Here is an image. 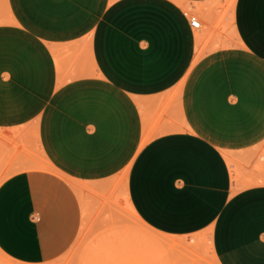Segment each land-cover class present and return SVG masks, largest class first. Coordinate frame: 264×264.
I'll list each match as a JSON object with an SVG mask.
<instances>
[{"label":"crops","instance_id":"obj_1","mask_svg":"<svg viewBox=\"0 0 264 264\" xmlns=\"http://www.w3.org/2000/svg\"><path fill=\"white\" fill-rule=\"evenodd\" d=\"M232 29L204 49L175 0H0V130L28 167L0 182V247L60 257L79 192L118 182L170 264H264V0Z\"/></svg>","mask_w":264,"mask_h":264},{"label":"rangeland","instance_id":"obj_2","mask_svg":"<svg viewBox=\"0 0 264 264\" xmlns=\"http://www.w3.org/2000/svg\"><path fill=\"white\" fill-rule=\"evenodd\" d=\"M175 2L188 15L200 19L202 24L196 35L202 48L213 49L223 42L221 36L231 35L234 0H212L202 6L195 4L193 9H188L186 3ZM203 31L204 38L200 35ZM13 136L9 130H0V182L16 171L28 169L12 165L15 159L25 157V149H16L22 146V136ZM122 189L115 182L108 189L86 186L79 192L82 224L73 244L60 257L47 262H28L10 256L0 247V264H170L168 250L153 245V236L120 198Z\"/></svg>","mask_w":264,"mask_h":264},{"label":"built area","instance_id":"obj_3","mask_svg":"<svg viewBox=\"0 0 264 264\" xmlns=\"http://www.w3.org/2000/svg\"><path fill=\"white\" fill-rule=\"evenodd\" d=\"M189 23H190V26L195 30H198L202 24L200 19L196 15H193V14L189 15Z\"/></svg>","mask_w":264,"mask_h":264},{"label":"bare ground","instance_id":"obj_4","mask_svg":"<svg viewBox=\"0 0 264 264\" xmlns=\"http://www.w3.org/2000/svg\"><path fill=\"white\" fill-rule=\"evenodd\" d=\"M166 2V1H165ZM166 4V3H165ZM169 4V3H168ZM172 6V5H171ZM188 9H189V7H187ZM176 9V8H175ZM180 18H182V17H180ZM182 20V19H181ZM184 22V21H183ZM191 36V35H190Z\"/></svg>","mask_w":264,"mask_h":264}]
</instances>
